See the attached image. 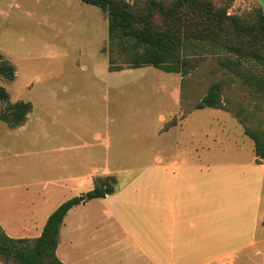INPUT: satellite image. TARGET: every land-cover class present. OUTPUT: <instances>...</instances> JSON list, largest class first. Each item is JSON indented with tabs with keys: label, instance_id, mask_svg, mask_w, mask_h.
Listing matches in <instances>:
<instances>
[{
	"label": "rangeland",
	"instance_id": "obj_1",
	"mask_svg": "<svg viewBox=\"0 0 264 264\" xmlns=\"http://www.w3.org/2000/svg\"><path fill=\"white\" fill-rule=\"evenodd\" d=\"M259 3L233 0L229 12L247 15ZM108 44L97 6L0 0V54L16 69L13 81L0 74V84L11 102L33 104L21 126L0 120V224L13 237L38 236L60 204L111 174L118 191L65 217L62 261L264 264V162L242 124L205 107L161 132L180 111L183 77L201 83L200 91L185 87L191 98L223 78L216 58L185 76L151 65L112 72ZM225 95L249 108L256 101L238 83Z\"/></svg>",
	"mask_w": 264,
	"mask_h": 264
},
{
	"label": "trees",
	"instance_id": "obj_2",
	"mask_svg": "<svg viewBox=\"0 0 264 264\" xmlns=\"http://www.w3.org/2000/svg\"><path fill=\"white\" fill-rule=\"evenodd\" d=\"M82 1L99 7L107 16L109 71L151 65L185 76L205 57H215L223 78L191 98L185 87L196 86V91H200L201 83L183 77L181 114L168 120L163 130L194 110L223 109L242 124L245 134L254 141L258 160L264 162V115L259 114L260 99L264 98V9L260 4L249 14L240 15L229 12L233 0L222 7L213 0ZM0 74L9 81L16 77L14 65L2 54ZM236 83L256 99L251 108L242 101L234 103L225 95V90ZM10 98L8 89L0 84V102L6 103L0 110V120L11 127L21 126L33 104L23 99L11 102ZM116 190L115 175L96 177L93 189L60 204L35 237H13L0 224V258L10 264H68L57 254L65 216L74 206Z\"/></svg>",
	"mask_w": 264,
	"mask_h": 264
},
{
	"label": "crops",
	"instance_id": "obj_3",
	"mask_svg": "<svg viewBox=\"0 0 264 264\" xmlns=\"http://www.w3.org/2000/svg\"><path fill=\"white\" fill-rule=\"evenodd\" d=\"M258 1L261 2V3H259L260 5L263 4V3H262L263 0H258ZM123 70H124V69H123ZM120 71H121V70H120ZM113 72H114V71H113ZM180 99H181V93H180ZM179 104H180V101H179ZM194 111H195V110H194ZM178 114H179V115L181 114V110H180L177 114H175V115H178ZM190 114H191V113H190ZM190 114H189V115H190ZM175 115H174V116H175ZM189 115H187V116L184 117V118L179 119L178 122H177V124H178L180 121H182V120H184L185 118H187ZM174 116H173V117H174ZM173 117H172V118H173ZM168 120H170V119H168ZM168 120H167V121H168ZM177 124H175V125L169 127L167 130H163V128H162L161 132H166V131L170 130L172 127L177 126ZM257 158H258V157H257ZM177 160H178V158H175V159H174V162H172V163H173V164H179V163L181 162V161H177ZM108 175H111V174H108ZM116 191H118V188H117ZM156 194H157V197L160 198L161 195H164V192H163V193H162V192H157ZM111 195H112V194H111ZM216 195H217L216 198H218L219 193L217 192ZM107 196H108V195H107ZM107 196H106V197H107ZM103 198H105V197H103ZM95 199H99V198L91 199V200H89V201H87V202H85V203H82V204L76 205V206H74L73 208H76L77 206H80V205H85L86 203H89V202H91L92 200H95ZM73 208H71V209H73ZM71 209H70V210H71ZM70 210H69V212H70ZM69 212H68V213H69ZM68 213H67V215H68ZM67 215H66V216H67ZM66 216H65V217H66ZM63 223H64V222H63ZM62 225H63V224H62ZM190 226H191V227H194L195 224L192 222V223H190ZM61 227H62V226H61ZM174 227H175V222H172V223L170 224V228L167 229L169 232H171L170 237L173 236ZM254 227H256V223H254ZM167 230H166V233H167ZM40 233H41V232H40ZM39 235H40V234H39ZM128 236L131 238L130 235H128ZM205 236H206V234L203 233V237H205ZM59 243H60V241H59ZM58 247H59V245H58ZM57 254H58V249H57ZM201 257H202L201 255H200V256L197 255V256H196V259H197L200 263H203V260H202ZM59 258H60V257H59ZM65 263H66V262H65Z\"/></svg>",
	"mask_w": 264,
	"mask_h": 264
}]
</instances>
